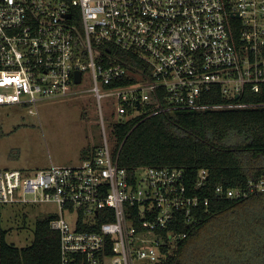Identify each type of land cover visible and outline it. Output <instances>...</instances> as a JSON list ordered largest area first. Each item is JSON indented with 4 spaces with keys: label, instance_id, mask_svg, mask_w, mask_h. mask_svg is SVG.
<instances>
[{
    "label": "built area",
    "instance_id": "obj_1",
    "mask_svg": "<svg viewBox=\"0 0 264 264\" xmlns=\"http://www.w3.org/2000/svg\"><path fill=\"white\" fill-rule=\"evenodd\" d=\"M110 46L141 64L121 61ZM86 75L104 138L97 152L73 165L0 169V206L57 204L49 226L60 236V264H156L212 200L264 193V175L213 189L206 168L195 178L169 166L131 175L109 144L101 103L108 99L117 121L263 106L232 99L264 84V0H0V106L35 113L40 100L73 93ZM215 87L224 102H204Z\"/></svg>",
    "mask_w": 264,
    "mask_h": 264
},
{
    "label": "trees",
    "instance_id": "obj_2",
    "mask_svg": "<svg viewBox=\"0 0 264 264\" xmlns=\"http://www.w3.org/2000/svg\"><path fill=\"white\" fill-rule=\"evenodd\" d=\"M110 49L125 63L141 64L126 52ZM218 89L206 92L204 102H224ZM232 101L264 104V84L258 92L246 87ZM112 131L113 152L131 175L143 167L169 166L182 167L195 178L206 168L212 189L219 183L243 188L249 179L264 175V105L156 112L114 121ZM98 147L83 148L82 160ZM49 220L36 223L33 241L23 247L9 243L6 231L0 230V264H60V236ZM180 230L187 236L173 248L167 245L166 256L156 264H264V193L214 199L196 222Z\"/></svg>",
    "mask_w": 264,
    "mask_h": 264
},
{
    "label": "rangeland",
    "instance_id": "obj_3",
    "mask_svg": "<svg viewBox=\"0 0 264 264\" xmlns=\"http://www.w3.org/2000/svg\"><path fill=\"white\" fill-rule=\"evenodd\" d=\"M88 76L73 93L40 100L35 113L18 106H0V132L20 124L16 133L0 134V169L11 164L33 172L53 164H78L83 148L104 144L98 100ZM101 103L113 150L112 124L117 120L111 116L108 99ZM58 213L53 202L4 204L0 206V230L6 231L9 243L27 246L34 239L36 223Z\"/></svg>",
    "mask_w": 264,
    "mask_h": 264
},
{
    "label": "crops",
    "instance_id": "obj_4",
    "mask_svg": "<svg viewBox=\"0 0 264 264\" xmlns=\"http://www.w3.org/2000/svg\"><path fill=\"white\" fill-rule=\"evenodd\" d=\"M13 106H17V105H13ZM18 107H20V106H18ZM19 129H20V124L17 125V126H15V127H13V128H10L7 131H1L0 134H2V136H4V135H11V134L16 133ZM14 165H16V164H14ZM5 168H16V167H14L11 164H9V165L5 166ZM5 168H3V169H5ZM17 169H20V167H18Z\"/></svg>",
    "mask_w": 264,
    "mask_h": 264
},
{
    "label": "water",
    "instance_id": "obj_5",
    "mask_svg": "<svg viewBox=\"0 0 264 264\" xmlns=\"http://www.w3.org/2000/svg\"><path fill=\"white\" fill-rule=\"evenodd\" d=\"M70 16H71V14L70 13H67V17H70ZM81 80H82V72L80 70H77L75 72V82L76 83H80ZM237 97H238V95H237Z\"/></svg>",
    "mask_w": 264,
    "mask_h": 264
}]
</instances>
